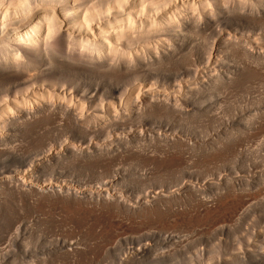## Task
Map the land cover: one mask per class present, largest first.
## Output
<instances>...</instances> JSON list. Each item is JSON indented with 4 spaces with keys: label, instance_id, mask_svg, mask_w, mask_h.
I'll use <instances>...</instances> for the list:
<instances>
[{
    "label": "bare ground",
    "instance_id": "6f19581e",
    "mask_svg": "<svg viewBox=\"0 0 264 264\" xmlns=\"http://www.w3.org/2000/svg\"><path fill=\"white\" fill-rule=\"evenodd\" d=\"M251 78L264 80V0H0V213H14L0 260L264 264L256 162L217 169L236 161L237 133L264 129L263 96L244 124L204 102ZM200 120L222 133L200 138ZM192 167L220 173L168 180ZM82 168L99 178L68 173ZM200 223L220 225L216 242L198 239L206 226L174 230ZM63 224L73 237L27 259L30 239ZM122 227L144 234L114 245Z\"/></svg>",
    "mask_w": 264,
    "mask_h": 264
},
{
    "label": "rangeland",
    "instance_id": "374dc122",
    "mask_svg": "<svg viewBox=\"0 0 264 264\" xmlns=\"http://www.w3.org/2000/svg\"><path fill=\"white\" fill-rule=\"evenodd\" d=\"M253 79H256L255 77L253 78ZM257 80V79H256ZM256 80H252V78H251V81H250V79H249V81L250 82H253V84L252 83H249V82H243L242 84H244V85H240V84H238L239 85V87L240 88H238V85L237 86H235V88H231V91H230V89L227 91V90H218V91H213V92H210V93H213V94H210V93H208V94H210V95H206V97H207V99H205V101L204 102H206V104L205 105H209V104H211V105H209V106H212L213 108H216L217 109V112L220 114V115H222V118L224 119V121L225 120H227V121H229V120H231L232 118H235L236 119V121L240 124L242 121H244V119H245V117H246V119L248 120V118L250 119V117L251 118H254L253 116L260 110V108L259 107H261L260 106V103H259V101L261 100V97H262V100L264 99V80H263V82H262V80H260V82H258V81H256ZM257 82V83H256ZM260 83V84H259ZM263 84V85H262ZM253 85V86H252ZM255 85V86H254ZM261 86V87H260ZM246 87V89H244V88ZM244 90H243V89ZM243 90V91H242ZM235 91V92H234ZM238 91V92H237ZM223 92H224V94H223ZM240 92V93H239ZM232 93V94H231ZM263 93V94H262ZM226 94V95H225ZM222 97V98H221ZM209 98V99H208ZM207 100V101H206ZM225 100H226V102H225ZM208 102V103H207ZM257 102H258V104H257ZM215 104V105H214ZM217 106V107H216ZM215 109V110H216ZM259 109V110H258ZM258 110V111H257ZM257 111V112H256ZM244 113V114H243ZM255 113V114H254ZM240 115H242V117H243V115H244V117L242 118ZM250 115V116H249ZM239 116H240V118H239ZM248 117V118H247ZM241 119H243L242 121H240ZM232 120H234V119H232ZM252 119H250V120H248V123H250V122H252L251 121ZM156 121V120H155ZM199 121V120H198ZM202 120H200V122H193L192 123V125L189 127V129H191V131L192 132H194V133H196L197 134V132L199 133V130H200V132H201V130L203 129V131H205V132H203V133H199V134H197L198 136L200 135H203L204 137H208L209 138V140H210V138H213L212 136L214 135V137H216L217 136V133L219 132V133H222V131L223 130H221V127L223 128V126L222 125H219V124H221V123H214V124H217L218 125V127H216V128H211V130H209L210 129V127H212V126H210L209 128H206L205 127V125H199V123H203V122H201ZM240 121V122H239ZM151 122H154L153 120L151 121ZM245 123H247V121L245 120ZM194 124H196L193 128H192V126L194 125ZM211 124V123H210ZM242 124H244L243 122H242ZM196 126H199V127H201L202 126V128H200V129H196V128H198V127H196ZM204 127H205V129H207V130H205L204 129ZM242 129H243V127L242 126H240ZM196 129V131H194L195 129ZM214 129V130H213ZM221 131H220V130ZM209 130V133L207 132ZM219 130V131H218ZM241 131V130H240ZM261 131V132H260ZM260 131H257V132H246V134L247 135H249V133H250V135H249V138H248V136L246 135V137H247V139H248V141H246V137L244 136L243 137V135H245V133L243 134V131H242V133L241 132H239V133H237V137H238V134H239V136L241 137V141L243 142V143H241V144H243V146L242 147H240V152H239V154H238V157H236L237 159H236V161L234 160V161H232L231 163L229 162V163H226V164H222L221 166H219V168H217V169H219V171H221V169H222V173H224V170H227V169H231V168H234V170L236 169V168H240L241 166V168L240 169H242L243 167L245 168V167H247V165L250 163H253V161H255L256 162V164L255 163H253V164H255L256 166H258V167H256L255 165H254V167H255V170L253 171V173L254 174H258V178H260L261 180L263 179L264 180V175H262L264 172V170H262V172H261V164H264L263 162H264V160H263V154H264V129H262V130H260ZM260 132V133H259ZM206 135H205V134ZM218 133V134H219ZM256 133L257 134V136H256V134L254 135V134ZM263 133V134H262ZM207 134H208V136H207ZM262 134V135H261ZM67 135H69L68 133L66 134V135H64L62 138H63V141L64 140H66L67 139ZM210 135H212V136H210ZM199 136V137H200ZM203 136H201L202 138H204ZM253 136V137H252ZM254 136H255V138H254ZM198 137V138H199ZM200 137V138H201ZM239 137V138H240ZM252 137V138H251ZM259 137H261V139L259 138ZM62 138L60 139V140H62ZM207 138V139H208ZM242 138H243V140H242ZM238 139V138H237ZM244 139H245V142H244ZM256 139V140H255ZM253 140H255V141H253ZM245 149V150H244ZM241 153V154H240ZM241 157H240V156ZM235 163V165H234V163ZM243 163V164H242ZM259 163V164H258ZM247 164V165H246ZM249 164V165H250ZM253 164H251V165H253ZM127 165V166H126ZM224 165H228L227 167L226 166H224ZM232 165V166H231ZM238 167H237V166ZM244 165V166H243ZM246 165V166H245ZM259 165H261L260 167H259ZM230 166V167H229ZM264 166V165H263ZM124 167H128L129 169H132V167L129 165V164H125V166L123 165V168ZM224 168V170H223V168ZM227 169H226V168ZM123 169L124 170V172L128 169ZM87 168H82L81 170L80 169H75V170H73V169H70L71 171H73V172H71V171H69L68 173L69 174H74L77 178H78V176H79V178L78 179H80L81 181H83V182H85V183H91L90 182V180L92 179V180H95L96 181V179H98L99 177H96V176H99L98 174H97V172L96 171H98V170H95V169H87ZM212 169V168H211ZM211 169H209V170H211ZM214 170H213V172L215 171V174H217V173H220L217 169H216V167H214L213 168ZM259 169V170H258ZM262 169H264V167H262ZM81 172H80V171ZM89 170V171H88ZM196 170V171H195ZM87 171V172H86ZM132 171H133V169L131 170V172H130V170H127L125 173L126 174H131L132 173ZM195 171V172H194ZM204 171V172H203ZM218 171V172H217ZM71 172V173H70ZM96 172V173H95ZM184 172V173H183ZM183 172L181 173V172H179V173H177L176 174V176L174 177H170V178H168V180H170V181H173L172 183L173 184H175V183H178V182H180V181H188L189 179H191V177H195V175L196 174H199V175H201L202 177L203 176H207L206 178H212V176L213 175H215L213 172H212V170L211 171H208V172H206L205 170H199V169H195V168H193L192 167V169L191 168H189L188 170H187V172H186V169L185 170H183ZM190 172V173H189ZM205 172H206V174H205ZM212 172V173H211ZM217 172V173H216ZM256 172V173H255ZM78 175H77V174ZM99 173V172H98ZM189 175H188V174ZM194 173V174H193ZM209 173V174H208ZM94 174V175H93ZM97 174V175H96ZM203 174V175H202ZM211 174H213L212 176H211ZM259 174L261 175V176H263V178H261V176L259 177ZM85 175H86V178L84 179V177H85ZM93 175V176H92ZM192 175H194V176H192ZM82 176H83V178H82ZM181 176H182V178L183 179H181ZM188 176V177H187ZM190 176V177H189ZM196 176H198V175H196ZM96 178V179H93V178ZM176 177H178V179L180 178V180H178ZM201 177V178H202ZM87 178L89 179V180H87ZM204 178V177H203ZM176 179L178 180V181H176ZM91 180V181H92ZM87 181H89V182H87ZM94 181V182H95ZM176 181V182H175ZM93 182V181H92ZM262 184L264 183L263 181H260ZM179 185H180V183H179ZM179 185H175V187L176 186H179ZM6 207H8V205L7 206H5V210L3 209L2 210V212H7L6 214H8L9 212V210H7L6 211V209H8V208H6ZM10 207V206H9ZM13 212V210H11L10 209V212ZM2 212L0 213L1 215H0V218H2V219H0V220H2V221H0V223L2 224L3 222V225H1L0 224V250H2V253L8 248V240L11 238V233L9 232L10 231V227H9V225H10V223H11V217H9V215L7 216L5 213H3V215H2ZM11 212V213H12ZM4 214H5V217H9L10 218V223H6V222H9V218H5L4 217ZM10 214V213H9ZM12 214H14V213H12ZM12 214H10V216H13ZM244 215V218H245V215L246 214H243ZM4 217V218H3ZM6 219H7V221H6ZM230 221H228V222H225L224 224H226L225 225V227H224V229L226 230L227 229V231L229 232H227L228 233V236H230L229 238L231 239L232 238V236H233V231L232 230H230V229H232L231 227H229L230 225L229 224H231V226L232 225H234V226H236V222L235 223H233L234 221H231L230 223H229ZM31 223V222H30ZM29 223V224H30ZM227 223H228V225H227ZM233 223V224H232ZM7 224H9V225H7ZM199 224V223H198ZM204 224V225H203ZM223 224V223H222ZM197 225V224H196ZM195 225V226H196ZM200 225H202V226H200ZM200 225L198 226V227H195V228H192L193 226L192 225H189V227H188V225L186 226V225H184L185 227H187L186 229L187 230H191L190 232L188 231L187 232V230L185 231V228H184V226L183 225H178V226H175L174 227V230L176 231H182L183 229V233L182 232H180L181 234H183V235H185L184 233H186V235L185 236H188V237H191L194 233H196V235L194 236H192V237H196L195 239H197L198 237H199V232H206V234L211 230V228H212V230L209 232V234L208 235H205V233L204 234H201V236H200V238H198V239H210V241H213V239H214V241L212 242V243H214V242H216L217 240V236L218 235H216L217 234V232H215L214 233V231L213 230H215L214 229V227H211L212 225L214 226L215 224H213L212 223V225L211 224H207L206 225V223H200ZM219 225V224H218ZM216 226V228H218L219 226ZM6 226H7V228H6ZM69 225H66V224H63L62 226L60 225H58L57 227H53V226H51V227H49V226H46L44 229H43V232L40 234V237H39V239H35V240H33V239H30V240H32V241H30L31 242V244L29 245V246H26V247H28V248H26L25 247V245H23L24 246V248H26V249H28V257H27V259L28 258H31L32 260L33 259H35L36 257L38 258V257H42V256H44V252H45V254H46V251L48 252V250L51 248V247H53V246H55L56 244H58L63 238H71V237H73L74 235H71V233H70V231H71V227H68ZM181 226H183V227H180ZM204 226H206V229H210V230H207L206 231V229H204ZM207 226H208V228H207ZM234 226H233V228H234ZM9 227V228H8ZM227 227H229V228H227ZM182 229V230H179V229ZM189 228V229H188ZM197 228V229H196ZM201 228H202V230H201ZM220 228V227H219ZM237 228V227H236ZM236 228H234L233 230L235 231V229ZM7 229H9V230H7ZM25 229H26V227H25ZM24 229V230H25ZM46 229V230H45ZM122 229V230H121ZM192 229H194V230H192ZM200 229V230H199ZM24 230H23V226L21 227V229H20V234H22L23 235V232H24ZM118 230V232H117V235H118V238H117V236H116V238H115V240H114V245H117L118 243H119V240L118 239H124V238H132L133 239V237H134V239H138V238H140L138 235H141L142 233H141V231H140V233H139V231H134V230H129V229H126V228H118L117 229ZM121 230V231H120ZM198 230V231H197ZM205 230V231H204ZM172 231H173V228H172ZM176 231V232H177ZM185 231V232H184ZM193 231H194V233H193ZM196 231V232H195ZM132 232V233H131ZM142 232H144V231H142ZM174 232V231H173ZM175 232V233H176ZM179 232H177V233H179ZM211 232L213 233L212 234V236H216V238H215V236L214 237H212V236H210V234H211ZM235 232H236V234H235ZM234 232V234L236 235V236H239V233L237 232V230ZM10 233V234H9ZM118 233H120V234H118ZM135 233H136V235H137V237L138 238H136V235H135ZM131 234V235H130ZM144 234V233H143ZM142 234V235H143ZM189 234H191L190 236H189ZM22 235H20V236H22ZM141 235V236H142ZM203 235H205V236H203ZM234 235V236H235ZM125 236V237H124ZM208 236V238H206ZM211 238H210V237ZM235 236V237H236ZM202 237V238H201ZM219 238V237H218ZM228 238V239H229ZM114 239V238H113ZM233 239V238H232ZM21 240H23V239H21ZM207 242V241H206ZM209 242V241H208ZM5 243V244H4ZM7 244V245H6ZM2 246V247H1ZM5 247V249H4V247ZM2 248V249H1ZM4 250V251H3ZM5 253V252H4ZM41 253H43V254H41ZM36 258V259H37ZM31 259H29V260H31ZM2 262V263H1ZM104 262V263H103ZM0 264H3V259L2 260H0ZM102 264H107V260H105V261H102Z\"/></svg>",
    "mask_w": 264,
    "mask_h": 264
}]
</instances>
